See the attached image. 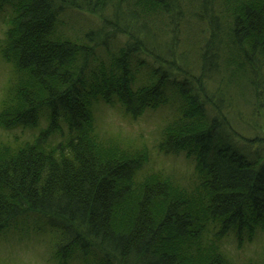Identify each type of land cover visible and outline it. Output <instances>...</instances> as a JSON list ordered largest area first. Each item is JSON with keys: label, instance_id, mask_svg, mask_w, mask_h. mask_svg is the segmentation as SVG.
I'll use <instances>...</instances> for the list:
<instances>
[{"label": "trees", "instance_id": "trees-1", "mask_svg": "<svg viewBox=\"0 0 264 264\" xmlns=\"http://www.w3.org/2000/svg\"><path fill=\"white\" fill-rule=\"evenodd\" d=\"M0 15V128L45 120L0 143V240L42 223L57 264H234L224 240L264 231V0H0ZM98 100L174 107L157 149L194 161L191 186L140 177L148 154L98 135Z\"/></svg>", "mask_w": 264, "mask_h": 264}, {"label": "rangeland", "instance_id": "rangeland-1", "mask_svg": "<svg viewBox=\"0 0 264 264\" xmlns=\"http://www.w3.org/2000/svg\"><path fill=\"white\" fill-rule=\"evenodd\" d=\"M10 10L11 7L7 5L3 11L4 15L7 16ZM2 17L3 15H0V43L4 39L6 29ZM76 18L83 24L89 22L83 14L77 15ZM72 19L75 20V16ZM64 21L68 22V20ZM79 24L72 27L68 22L66 27L78 30ZM11 75L10 67L3 63L0 57V100ZM141 79L142 76L139 75V82ZM174 109L169 105L159 107L155 110H146L142 115L134 118L124 111L123 106L117 103L113 106L107 105L98 100L94 103L92 112L96 131L101 138L118 142L119 148L124 146L143 150L148 154L146 163L137 173L141 175L140 177L152 172H162L174 179H181L182 185L191 186L190 181L195 178L194 161L187 159L184 154L163 155L156 148L161 128L173 119ZM36 128V130L18 128L12 131L0 128V143L33 142L45 125L41 124ZM56 138H49L47 144L55 145ZM39 225L41 229L36 226L37 232L31 229L23 236L10 232L1 239L0 264H57L58 259L52 257V252L56 250L58 238L53 230L42 223ZM222 251L234 264L259 263L264 260V231L255 232L250 240L245 236L241 242L231 235L224 240ZM69 264H79V262L74 258Z\"/></svg>", "mask_w": 264, "mask_h": 264}, {"label": "bare ground", "instance_id": "bare-ground-1", "mask_svg": "<svg viewBox=\"0 0 264 264\" xmlns=\"http://www.w3.org/2000/svg\"><path fill=\"white\" fill-rule=\"evenodd\" d=\"M44 121H45L44 119H41V120H40V123H44ZM12 130H14V129H12ZM12 130H8V131H12ZM158 147H159V141L157 142V145H156V148H158ZM157 150H158V149H157ZM158 152H159V150H158ZM159 153H161V152H159ZM161 154H162V153H161ZM143 163H144V161H143ZM143 163H142V164H143ZM31 229H33V228L31 227L29 230H31Z\"/></svg>", "mask_w": 264, "mask_h": 264}]
</instances>
